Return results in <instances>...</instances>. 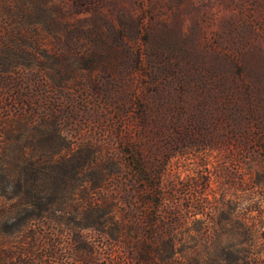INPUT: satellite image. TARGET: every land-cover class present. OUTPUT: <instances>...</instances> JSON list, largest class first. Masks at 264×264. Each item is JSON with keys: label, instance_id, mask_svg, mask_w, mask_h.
Returning a JSON list of instances; mask_svg holds the SVG:
<instances>
[{"label": "rangeland", "instance_id": "374dc122", "mask_svg": "<svg viewBox=\"0 0 264 264\" xmlns=\"http://www.w3.org/2000/svg\"><path fill=\"white\" fill-rule=\"evenodd\" d=\"M202 107L237 117L243 129L250 119L248 127L264 134V0H0V178L26 177V158L70 159L61 177L76 186L48 192L59 193L66 204L69 198L80 204L88 192L103 199L96 210L72 214L88 240L63 248L69 260L135 264L130 245L109 236L113 216L150 214L154 204L140 207L129 169L108 161L121 157L132 136L149 169L159 166L165 149L175 154L168 184L176 205L189 212L173 233L171 250L157 242V264H188L195 251L208 252L210 242L201 239L205 229L215 233V244L238 243L244 222L256 231L250 257L264 261V189L248 183L264 181V174L236 183L226 151L191 142L181 156L175 143L176 118ZM140 115L147 122L131 124V116ZM96 166L106 176L103 194L91 190ZM78 167L85 173L75 175ZM198 170L216 176L206 191L202 183H188ZM49 174L29 177L50 183ZM148 185L153 189L154 180ZM197 196L206 204L203 212ZM64 209L52 208L57 216ZM244 213V222L223 219ZM100 217L106 225L98 232ZM54 227L52 221L44 229L52 233ZM60 229L65 235L66 226Z\"/></svg>", "mask_w": 264, "mask_h": 264}, {"label": "trees", "instance_id": "16d2710c", "mask_svg": "<svg viewBox=\"0 0 264 264\" xmlns=\"http://www.w3.org/2000/svg\"><path fill=\"white\" fill-rule=\"evenodd\" d=\"M55 60L57 63L62 62L63 57L56 56ZM130 120L133 125L138 122H147L144 115L131 116ZM250 121L247 119L248 125L243 129L244 124L241 120H237V117L214 115L202 107L189 116L180 115L176 118L172 124L173 137L179 150L182 149L181 156L191 148L189 147L191 142L202 146L204 150L226 151V163L229 162L227 168L232 167L236 175L233 177L236 183L245 184L247 182L244 180L245 176H249L251 179L253 174H264V134L252 131L248 127ZM120 133H117L119 139L122 137ZM161 133L165 132L162 130ZM129 141L130 145L127 148L124 147L125 150L122 151L121 157H109L108 161L119 165V169L121 167L129 169L130 183L135 187V195L140 207L154 204L150 214L141 210L139 214H132V219L128 217V219H119L113 216L112 219H116L113 226L114 232L109 233V236L115 243L130 245L131 252L135 254V264H157L154 259V255L159 252L160 248L157 242L162 241V247L171 250L174 240L173 233L183 227L189 212L182 213L179 205H176L173 199L175 189L170 183L168 184L171 178V160L175 154L169 153L165 149L162 152L159 166L149 169L145 164L143 150L135 146L132 136ZM259 155H262V158L258 159ZM25 161L27 165L24 168V175L26 177L23 179H9L6 176L0 178V264L81 263L80 257L69 260L71 254L67 255L63 249L66 247L80 248L83 246V242L88 240V237L81 235L77 230L80 227L75 225V217L72 214L78 215L81 212L86 214L90 210H96L100 202L103 203V199L100 196L96 198V195L88 192L80 198V204L78 202L73 204L70 198L68 199L69 204L61 203V195L59 193L50 194L48 189L58 188L59 190L60 188L61 191L66 192L76 186L73 181L61 177V172L70 159L44 162L31 157L26 158ZM95 168H98L96 172L98 178L91 185V190L99 188L103 194L102 186L106 181V176L101 166ZM85 170L84 167H78L73 172L78 175L84 174ZM240 170H242L241 173ZM48 172L50 173L48 179H52L50 183H42L43 180L39 177L32 180L29 177L35 174L46 176ZM54 174L57 175L59 184L56 183ZM116 174H120V170ZM149 180H154L153 189L148 185ZM215 180H217L216 176L214 177L212 173L198 170L195 171L193 177L188 179V183L195 187L202 183L203 190L206 191ZM249 182L252 183L251 189L253 187L264 189L262 180H250ZM10 190H17L19 195L18 193L13 195ZM197 194L200 196L201 192H197ZM199 196L195 197V201L203 212L207 207L205 203L200 202ZM59 204H65V209L61 211V215L57 216L55 215L56 211H53L52 208ZM251 207L253 206L251 205ZM66 210L69 211L65 212ZM204 215L206 220L211 219V211H207ZM244 216L245 213L242 216L226 214L223 219L230 222L232 220L244 222L246 220ZM52 221L57 224V227L53 228L52 233L46 232L45 225H49ZM96 224L98 232H100V229L106 225V220L100 217V222L97 221ZM244 225V230L239 233L241 240L238 243L231 242L224 246L215 244V233L206 234V229L203 230L201 239L210 242L208 252L195 251L194 255L187 260L188 264H264V261L260 262L258 259L250 257L255 254L253 239L256 231L252 227H246V222ZM63 226H66L65 235L60 229ZM140 232L143 233L140 234ZM129 233H133L132 238L129 237ZM101 234L107 233L101 231ZM154 236H158V239ZM44 249L45 251H43Z\"/></svg>", "mask_w": 264, "mask_h": 264}]
</instances>
